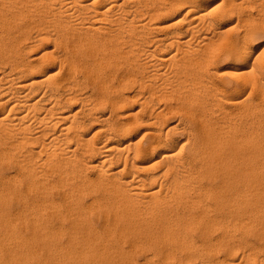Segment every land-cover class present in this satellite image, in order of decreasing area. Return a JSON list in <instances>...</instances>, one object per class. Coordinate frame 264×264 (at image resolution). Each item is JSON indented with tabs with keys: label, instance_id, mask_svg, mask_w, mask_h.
I'll return each instance as SVG.
<instances>
[{
	"label": "bare ground",
	"instance_id": "6f19581e",
	"mask_svg": "<svg viewBox=\"0 0 264 264\" xmlns=\"http://www.w3.org/2000/svg\"><path fill=\"white\" fill-rule=\"evenodd\" d=\"M151 1L0 0V264H235L243 229L264 247V56L251 53L264 0ZM173 10L185 25L148 36ZM234 14L229 32L219 20ZM222 46L253 59L233 80L217 79ZM169 95L190 117L188 156L151 102Z\"/></svg>",
	"mask_w": 264,
	"mask_h": 264
},
{
	"label": "rangeland",
	"instance_id": "374dc122",
	"mask_svg": "<svg viewBox=\"0 0 264 264\" xmlns=\"http://www.w3.org/2000/svg\"><path fill=\"white\" fill-rule=\"evenodd\" d=\"M204 2H205V4H206V6L207 7H209V6H211V5H213L214 3L215 4H217V3H220V1L221 0H203ZM157 2L159 3H164L163 5L162 4H158L157 5ZM217 2V3H216ZM214 4V5H215ZM150 5H152V8H150ZM155 5H157V6H155ZM159 5H161L163 8H164V5L166 6V5H168V1H166V3L165 2H163V0H158V1H155V0H152L151 1V4H150V2H149V5H147L145 8L147 9H151V10H155L156 8L158 9V8H162V7H160ZM149 6V7H148ZM247 6H249V5H247ZM247 6L245 7V8H242V9H244L245 11H247V10H249V9H251L250 7H249V9H246L247 8ZM154 7H156V8H154ZM146 9H145V11H146ZM223 9H224V7L222 8L221 7V9H219L218 11H217V13L215 14V15H219V14H221L222 12H223ZM183 11L184 10H182L181 11V13H183ZM253 11H254V13H255V8L253 9ZM176 10H173V12L171 11L170 13H167V14H163V15H160V16H158V20H157V18L155 19L154 18V20L152 19L151 20V22H152V24H154V23H157L158 24V26H159V28H149V26H148V28L149 29H147V27H146V29H144V30H148V33H149V35H148V33L146 32V31H144L143 30V32H144V34L146 33L148 36H162V35H164L166 32L168 33V34H171L170 32V30H176V29H178V28H181L182 26H184L185 25V23H186V21H177V22H175L176 20H178L177 18L178 17H180L182 14H178V12H176ZM33 14V15H32ZM30 13V15H28L27 17V19L25 18V21H27V22H29V23H33V22H35V21H37V20H39V18H40V15L38 14V13ZM38 17V18H37ZM32 18V19H31ZM145 18H146V16H145ZM238 18H237V15L236 14H234L233 15V17H231V19H229L228 20V17L227 16H224V18H222L221 20H219V23H221V24H219V25H221V27L222 28H227L228 27V30L227 31H229L230 32V28H229V26L230 25H235L236 26V28L238 29V26L236 25V24H238V23H240V25H242V22L241 21H239V20H237ZM155 21V22H154ZM150 22V23H151ZM173 23V24H172ZM226 23V24H225ZM164 25V26H163ZM167 25V26H166ZM171 25V26H170ZM166 26V27H165ZM169 26V27H168ZM177 26V27H176ZM176 27V28H175ZM234 27V26H233ZM241 27V26H240ZM145 28V27H144ZM166 28V29H165ZM231 28H232V26H231ZM235 27H234V29H233V31H231V32H235L237 29H236ZM151 29V31H149ZM161 29H163V30H161ZM226 30V29H225ZM232 30V29H231ZM203 32L205 31V29H203L202 30ZM227 31H226V33H227ZM228 32V33H229ZM155 33V34H154ZM145 34V35H146ZM254 39V40H253ZM252 39V55H254L255 57L258 55V56H260V55H262L263 54V56H264V29L260 32V33H258L254 38ZM46 42V43H45ZM43 41L42 43H44L43 45H42V43H41V45H42V47H41V45L40 44H38L37 46H35L36 47V49H34V51H32V55H34V56H36V55H38L39 53H41V51H43V48L44 49H46V50H49V49H51V47L53 48V46H52V41H50V43L49 42H47V40L46 41ZM34 47V48H35ZM218 47H220L221 48V45H219ZM225 48V47H224ZM224 48H223V46H222V49H220V51L222 52V51H225L224 50ZM174 49V51H175V47L173 48ZM32 50V49H31ZM59 50V49H58ZM61 51V49L59 50V52ZM221 52H220V55H221V57H219L218 56V58H217V61H215V65H218L219 66V68H220V70L218 71V72H220V71H222V70H226L227 71V73L228 72H231V71H238V72H240L241 70H238V69H236L235 68V65H237V66H246V67H243V69H242V71L243 70H248L249 68H250V63L252 64L253 62V59L252 58H249V59H234V58H232L231 59V57H229V56H226L225 54H224V52H222V54H221ZM164 54H167L166 52L164 53ZM219 55V54H218ZM253 56V57H254ZM145 58L143 57V61H145L144 60ZM220 59V60H219ZM53 59H51L50 61V63L49 62H47V66H49L51 69H57V67H58V64L59 63H57V61L55 62V60H53ZM236 60V61H235ZM49 61V60H48ZM53 62V64H51ZM49 63V64H48ZM55 63V64H54ZM219 63V64H218ZM247 63H248V65H247ZM258 65H260V64H258ZM56 66V67H55ZM262 66V65H261ZM260 66V67H261ZM234 68V69H233ZM162 71H163V69H161ZM233 71V72H234ZM233 72H231L232 74H234ZM222 73H224V74H222ZM219 74H221V75H219ZM218 75H217V79L219 80L220 78H224V79H229V80H233V79H235L236 78V76H234V75H232V74H226L225 72H221V73H219ZM76 75L78 76V77H81V78H83L82 77V73L80 72V71H77L76 72ZM80 75V76H79ZM224 75V76H223ZM77 77V78H78ZM81 78H78L79 80H81L82 81V79ZM83 79H85L87 82H89L85 77L83 78ZM82 82H84L85 84V86H90L91 87V85H90V82L89 83H87V82H85L84 80L82 81ZM134 83V82H133ZM84 86V87H85ZM85 87V89L86 90H88V91H90V89L92 88H90V87ZM130 86V87H129ZM128 86V88L130 89V90H133L134 88L136 89L137 87H139L140 85L138 84V83H134V84H130ZM146 89V90H145ZM147 89L148 88H145V87H143V89H141L142 91H144L145 93H147ZM168 90V89H167ZM230 90L231 89H228V91L230 92ZM171 91H169V93H170ZM169 97V98H168ZM167 98H160V99H158L157 97L156 98H153V101L155 102H153V101H151L152 103H153V105H155V106H157V108H159V107H165L164 109H166L167 111V113L165 114V118L166 119H168L169 120V124H177L179 127V129H176V131H175V133H174V137H175V139L177 140V145L175 146V151H176V149L178 148V150H181V149H179V147H180V144L181 143H183L182 141H185L186 139H190L191 138V140L193 139V135H192V133H190V128H188L189 126H187V123L188 122H190L189 121V119H190V117H189V115H188V117H187V114L185 115V112L184 111H182V108H180V109H178V107H177V102L174 100V98H171L170 97V95L168 96ZM242 97V96H241ZM240 97V99H242ZM252 100L254 101V102H258V106H259V103H261L262 104V101L257 97V95H256V93L255 94H253V96H252ZM139 99H141V98H139ZM137 100V101H135V103H134V107H135V109H138L139 108V106L138 105H140V100ZM169 99V100H168ZM260 101V102H259ZM151 102L150 103H147L146 104V106H148V104L150 105L151 104ZM172 102V103H171ZM170 103V104H169ZM172 104V105H171ZM152 105V104H151ZM169 105H171L172 107L173 106H175V107H173V110H175V111H171V110H169L168 109V107L170 108L171 106H169ZM224 105V104H223ZM77 106H78V104L77 105H74L73 106V109H77ZM167 106V107H166ZM262 106V107H261ZM260 107V109L258 110V114H263L264 113V103L261 105ZM217 108V107H216ZM178 109V110H177ZM105 111V112H104ZM103 111V113L101 112V110H99V112H98V114L100 115V114H103V115H105L106 113L108 114V110H104ZM170 111H171V113H170ZM178 111H179V113H178ZM182 111V112H181ZM260 111V112H259ZM169 112V113H168ZM173 112V113H172ZM105 113V114H104ZM97 114V115H98ZM106 114V115H107ZM177 114V115H176ZM216 114V113H215ZM183 115V116H182ZM167 116V117H166ZM179 117H180V119H179ZM177 119H178V122H177ZM183 121H184V123H183ZM181 124V125H180ZM97 125H99V123H98V121H95V124L93 125L94 126V128H93V126L89 129V134L88 135H90V133L92 132V133H94L95 132V127H97ZM184 126L186 127V128H184ZM183 127V128H182ZM146 128V130L147 129H149V126H145V124H142V125H140L139 127H137L133 132H132V137H134V139H137L138 137H140V135L145 131L144 129ZM187 128H188V131H187ZM178 136V137H177ZM188 138H187V137ZM137 137V138H136ZM184 139V140H183ZM188 140H186L182 145H181V147L184 145V147H182V150H184V151H182V153H181V155L179 156V152H181V151H177L176 153H178L177 155H178V157H184L185 155L186 156H188V153H190V151H191V141H189L190 143H188ZM180 147V148H181ZM188 152V153H187ZM11 172H14V171H11ZM11 172H8V173H11ZM93 172V173H92ZM89 173H90V175H94L95 174V172L93 171V170H89ZM12 174V173H11ZM54 189V188H53ZM51 190V194H57L58 192H59V189L58 188H56V189H54V190ZM55 190H57V191H55ZM54 191V193H52ZM17 196V195H16ZM12 197L13 196H10V198L8 199V202L10 203V206L12 207V209H16V208H14V206H16V207H18L19 205H20V201H21V199H22V196H17V197H15L14 196V198L12 199ZM20 197H21V199H20ZM19 198V199H18ZM18 199V200H17ZM87 200H90V198H86ZM10 200V201H9ZM16 204H15V203ZM244 231H245V229H243ZM244 231H242L240 234H244V235H239L240 237H242V239L243 238H246V236L248 237V235L249 236H251V240H249L250 239V237L249 238H247V240H245L244 241V239L241 241V245H240V247H241V249L239 250V251H237L236 250V253H235V259H236V257H238L235 261V264L239 261V263H240V261H242L241 262V264H264L263 262H264V247H262L261 246V248L259 247L260 245H262V244H259L260 242H262L260 239H258V237H257V230H254L255 232H253V230H247L248 231V233H247V231L244 233ZM250 231V232H249ZM251 232H252V234L253 235H251ZM247 234V235H246ZM244 236V237H243ZM248 240H249V244H250V242H251V244H250V246H249V248L250 249H248V252L250 251V250H252V251H254V255L252 256V257H250V258H248V256L247 255H245L246 253H248L247 252V248H248V246H247V244H248ZM247 241V243H245ZM253 242V243H252ZM254 242L256 243L255 244V246H253V244H254ZM259 242V243H258ZM246 244V246L244 247V245H242V244ZM248 244V245H249ZM259 246H258V245ZM253 247H252V246ZM247 247V248H246ZM252 247V248H251ZM259 247V248H258ZM246 248V250H244ZM254 248V249H253ZM237 249H239V246H238V248ZM244 250V251H243ZM259 251V252H258ZM261 251V252H260ZM263 251V252H262ZM243 252H245L244 254H243ZM138 254V259H140L141 258V260H139V263H142V261H144V253L145 252H143V251H140V253H139V251L137 252ZM259 253V254H258ZM224 254V255H223ZM226 255V253H225V251L224 250H221L220 251V253H219V256L221 257V258H223L224 256ZM256 255V256H255ZM259 255V256H258ZM258 257V258H257ZM262 259H261V258ZM239 258H240V260H239ZM241 258H242V260H241ZM159 259H154V261L156 262L157 261V264L159 263V264H161L162 263V261H158ZM238 260V261H237ZM258 260V261H257ZM261 260V261H260ZM263 261V262H262ZM260 262V263H259ZM153 264V263H152ZM163 264V263H162ZM226 264V263H225Z\"/></svg>",
	"mask_w": 264,
	"mask_h": 264
}]
</instances>
